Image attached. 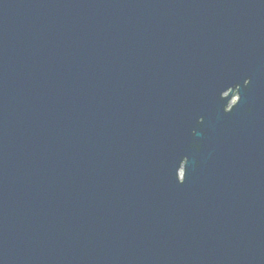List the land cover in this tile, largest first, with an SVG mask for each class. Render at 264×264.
<instances>
[{
    "label": "water",
    "instance_id": "95a60500",
    "mask_svg": "<svg viewBox=\"0 0 264 264\" xmlns=\"http://www.w3.org/2000/svg\"><path fill=\"white\" fill-rule=\"evenodd\" d=\"M0 264H264V0H0Z\"/></svg>",
    "mask_w": 264,
    "mask_h": 264
}]
</instances>
